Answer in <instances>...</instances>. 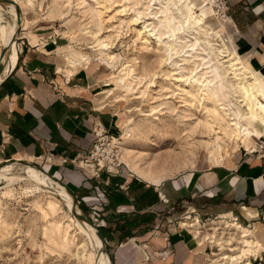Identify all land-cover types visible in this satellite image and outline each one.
Here are the masks:
<instances>
[{"label": "rangeland", "instance_id": "1", "mask_svg": "<svg viewBox=\"0 0 264 264\" xmlns=\"http://www.w3.org/2000/svg\"><path fill=\"white\" fill-rule=\"evenodd\" d=\"M12 1L28 34L30 29L54 28L69 42L68 59L88 66L107 83L104 94L119 117L113 135L120 137L122 167L130 173L158 182L190 168L221 163L244 149L252 152L264 140L258 124L244 119L238 81L216 51L223 49L235 61L236 73L242 70L236 59L243 57L235 51L232 36L227 37L228 27L222 32L218 26L220 11L215 14L211 0L195 3L194 11L201 16L204 10L212 28L187 29L164 0ZM5 8L0 4L11 20ZM183 14L187 19L188 12ZM12 19L16 25L15 14ZM252 88L257 91L255 84ZM12 162L13 174H23L24 164H31L3 161L0 168ZM73 198L82 217L101 235L99 211ZM243 210L251 216L248 208ZM177 211L174 221L197 220L205 236L203 248L208 255L219 253L218 263L245 264L250 256L264 264V213L242 223L236 210L219 214L208 204L197 209L186 204ZM257 221L262 227L253 229ZM86 236L56 195L27 179L7 184L0 180V264H99V248ZM102 242L111 259V245L103 237Z\"/></svg>", "mask_w": 264, "mask_h": 264}, {"label": "crops", "instance_id": "2", "mask_svg": "<svg viewBox=\"0 0 264 264\" xmlns=\"http://www.w3.org/2000/svg\"><path fill=\"white\" fill-rule=\"evenodd\" d=\"M225 2L229 18L221 30L228 27L227 37L232 36L235 51L243 57L238 56L236 64L252 84L255 80L264 86V0ZM23 25L20 19L18 32L25 31L16 37L15 58L3 61L0 73V163L22 160L38 166L48 179L97 209L101 235L113 249V264L218 263L219 253L208 255L203 248L205 236L197 220L174 221L173 216L186 204L196 209L208 204L219 214L236 210L242 223L263 214L264 152L244 149L221 163L190 168L158 182L123 167L115 174L96 175L81 158L91 148L95 127L114 134L119 125L114 104L104 94L107 83L88 66L68 59L66 36L54 28L30 29L28 34ZM96 193L107 200L105 206ZM253 224V229L263 225ZM245 264L262 263L249 256Z\"/></svg>", "mask_w": 264, "mask_h": 264}, {"label": "bare ground", "instance_id": "3", "mask_svg": "<svg viewBox=\"0 0 264 264\" xmlns=\"http://www.w3.org/2000/svg\"><path fill=\"white\" fill-rule=\"evenodd\" d=\"M168 4L171 3L170 8H173L176 13L179 15L181 19L182 26L189 28V27H201L203 25L210 26L211 24H207L205 21V15L202 12L201 16L195 15L194 11V5L198 0H164ZM1 2V1H0ZM211 6L214 10L215 14H217L216 10L213 8L214 3H216L215 0H211ZM4 4L6 8L4 11L10 14L9 17H11V20H7L4 17V13L0 10V36H1V43L2 47H6L7 51L5 52L4 56L0 58V64L5 62L6 60H13L16 55V40L14 38L16 37L18 33V23L17 20L21 19L17 12V5L13 4L12 2H4L0 3ZM183 11L188 12V18L186 19L185 15L183 14ZM16 15V25L13 21V16ZM220 19H222V22H219V26L221 28H224L226 26L225 20L229 18L228 16H219ZM192 24V25H191ZM212 28V27H211ZM16 31V32H15ZM219 57L222 59V61L226 62L227 66L229 68L230 74L232 73L234 78L238 81L237 87L240 94L239 101L241 102V105L244 108V119L247 120V122H255L258 124V127L261 128V130L264 131V86L257 83L255 80L253 81V84L257 86V91H253L252 83L250 80L247 79V76L245 73V69L242 68V70H239L238 73L235 72L236 67H234V62L229 60L227 58V55L225 54V51L221 48L216 49ZM225 64V63H224ZM235 85V83H234ZM234 87V86H233ZM237 92V91H236ZM238 94V93H237ZM233 120V119H232ZM248 123V124H249ZM247 132H244L242 134H245ZM120 155L119 160L121 161L122 156V148L120 147ZM125 153H128V149L124 150ZM128 156V155H127ZM124 158V157H123ZM128 159V157H127ZM128 162V161H127ZM123 163V162H122ZM129 163V162H128ZM127 163V164H128ZM124 164V163H123ZM24 172L23 174H13L11 173L12 166L7 165L0 168V180H3L5 184L10 182H15L18 180H30L39 186H41L47 193H51L53 195H56L58 198H60L65 205L68 207L70 212L73 213L77 220L78 227L85 232L87 235L86 237L89 238L92 245L99 248L98 251V262L99 264H111V259L109 255L103 251V242L101 238L98 236L96 229L92 227L90 223L87 221L80 219L81 215V209L75 202L73 196L71 193L65 188L63 184L60 182L48 179V177L43 174V170L38 169L34 165L31 164H24ZM125 165V164H124ZM21 169V168H20ZM17 171V170H16ZM21 171V170H20ZM19 173V172H18ZM12 184V183H11ZM9 185V184H8ZM5 187V186H4ZM74 221V220H73ZM80 222L82 223L83 227L81 226ZM91 226H89V225ZM84 235V234H83ZM94 250V249H93ZM96 250V249H95ZM97 260V259H96ZM95 264V263H94Z\"/></svg>", "mask_w": 264, "mask_h": 264}, {"label": "built area", "instance_id": "4", "mask_svg": "<svg viewBox=\"0 0 264 264\" xmlns=\"http://www.w3.org/2000/svg\"><path fill=\"white\" fill-rule=\"evenodd\" d=\"M213 6L216 7V12L220 11L219 16H227V4L225 0H215ZM93 140L91 148L86 152L81 161L83 164L92 169L95 174H99L101 171H106L109 173H118L120 168L124 166L119 160L120 155V137H116L109 133L107 130L101 126H97L93 129ZM259 152H264V140H259L257 143ZM96 198H98L101 203L105 206L107 200L101 193H96Z\"/></svg>", "mask_w": 264, "mask_h": 264}, {"label": "water", "instance_id": "5", "mask_svg": "<svg viewBox=\"0 0 264 264\" xmlns=\"http://www.w3.org/2000/svg\"><path fill=\"white\" fill-rule=\"evenodd\" d=\"M4 2H12L13 4H15V2H13L12 0H3ZM17 12H18V15H19V17H20V12H19V10H18V8H17ZM17 23H18V25L20 26V18L17 20ZM7 51V48L6 47H4L2 50H1V52H0V58H2L3 56H4V54H5V52ZM3 70V66H2V64H0V73H1V71ZM36 167H38V166H36ZM38 168H40V167H38ZM41 170H43L42 168H40ZM44 172H46L45 170H43ZM47 173V172H46ZM51 176V175H50ZM52 178H54L53 176H51ZM55 179V178H54ZM72 195V194H71ZM73 196V195H72ZM80 218L81 219H83V220H85L86 221V218H83L82 216H80ZM97 234H98V236L101 238V240H102V237H101V235H100V233L97 231ZM103 251L104 252H106V249L103 247Z\"/></svg>", "mask_w": 264, "mask_h": 264}]
</instances>
